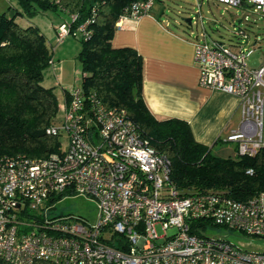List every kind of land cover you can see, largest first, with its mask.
I'll use <instances>...</instances> for the list:
<instances>
[{
	"label": "built area",
	"instance_id": "built-area-1",
	"mask_svg": "<svg viewBox=\"0 0 264 264\" xmlns=\"http://www.w3.org/2000/svg\"><path fill=\"white\" fill-rule=\"evenodd\" d=\"M212 1L240 13L232 23L233 43L208 33L200 4L188 17L198 83L240 99L239 126L224 141L237 154L251 156L264 148V63H249L259 43L253 45L248 30L239 26L264 18V0ZM152 3L132 2L116 28L146 14ZM57 30L60 42L68 31L65 25ZM59 112L60 121L47 129L64 136L57 152L0 155V261L264 264V250L211 235L225 228L264 239V191L241 200L223 190L179 189L171 181L168 158L140 136L126 110L107 107L79 84L63 95ZM75 196L95 201V221L55 212L62 199Z\"/></svg>",
	"mask_w": 264,
	"mask_h": 264
},
{
	"label": "trees",
	"instance_id": "trees-1",
	"mask_svg": "<svg viewBox=\"0 0 264 264\" xmlns=\"http://www.w3.org/2000/svg\"><path fill=\"white\" fill-rule=\"evenodd\" d=\"M9 1L8 10L0 12V155L46 157L59 150L61 140L47 132L60 121L56 118L58 98L53 87L42 83L45 69L53 62L51 46L37 25L17 20L51 11L62 16L55 28L65 25L67 36L80 43L76 56L81 71L79 86L107 107L126 110L140 136L168 158L176 187L223 190L241 200L264 191V148L251 156L239 155L235 148L228 156L215 154L213 145L194 138L186 120L157 117L148 108L142 93L141 55L133 47L111 42L119 16L138 0ZM260 21L264 18L250 19L251 23L239 27L248 30L253 45L259 43L264 63V23ZM207 25L211 26L210 22ZM233 40L231 33L228 43Z\"/></svg>",
	"mask_w": 264,
	"mask_h": 264
},
{
	"label": "crops",
	"instance_id": "crops-1",
	"mask_svg": "<svg viewBox=\"0 0 264 264\" xmlns=\"http://www.w3.org/2000/svg\"><path fill=\"white\" fill-rule=\"evenodd\" d=\"M198 4L202 15L205 5L207 13H212V7L217 10L224 7L231 13L232 21L240 13L212 0H153L146 14L123 20L121 27L115 29L111 42L113 46L133 47L141 55L142 93L150 111L157 117L186 120L194 138L205 145H213L214 151L220 144L228 143L225 137L239 126L240 99L198 83L199 68L193 59L192 38L183 32L180 22ZM188 9L192 12L185 11ZM210 19L208 17L206 24L217 20ZM17 20L23 25H37L52 53L67 41L68 36H65L57 42L55 27L62 21L60 15L46 12L32 18L19 16ZM250 64L261 65L260 55ZM69 88L63 87V90Z\"/></svg>",
	"mask_w": 264,
	"mask_h": 264
},
{
	"label": "rangeland",
	"instance_id": "rangeland-1",
	"mask_svg": "<svg viewBox=\"0 0 264 264\" xmlns=\"http://www.w3.org/2000/svg\"><path fill=\"white\" fill-rule=\"evenodd\" d=\"M13 1V0H12ZM9 0H0V12L7 11L8 6H10ZM207 5L203 6V15L205 21V28L208 33L215 38L223 39L225 41H229V35L233 29L232 22L229 21L231 17V13L229 11H225L220 7L218 10L212 7V13H207ZM11 9V8H10ZM233 9H230V11ZM189 13L192 11L190 9L187 10ZM49 13H52L49 11ZM185 13V12H184ZM193 13V12H192ZM191 13V14H192ZM186 17H191V15ZM185 17V18H186ZM208 17L217 19L214 22H211V26L206 24ZM183 18L181 22H183L184 28L189 32V24L186 19ZM264 23L262 21L259 22ZM188 25V26H185ZM58 28V27H57ZM55 28L56 37L58 36L59 30ZM194 28V26H193ZM57 44V42L55 43ZM56 46V45H55ZM80 47V43L72 36L67 37V41L58 47L51 55H52V65L49 68H46L43 76V85L47 87H53V89L57 93L58 98V108H60V103L62 102L63 97V87L69 88L72 86H76L80 83L81 71L80 64L77 59V53ZM56 48V47H55ZM260 55V51L255 49L253 53L249 56V63L256 60L257 56ZM61 113H57V121L60 119ZM60 139L64 140V136H60ZM215 154L221 156L231 155L233 152V144L232 143H222L213 151ZM56 213H77L84 217H86L89 221L93 222L96 219V203L93 199L87 198L85 196H75L68 197L62 199L55 208ZM156 229L158 233H162L160 225H156ZM173 228L169 229L168 232H172ZM212 236H225L231 241H241L251 248L256 250H264V239H254L241 235L239 233H228L225 228H217L215 231L211 232ZM252 243V245H251Z\"/></svg>",
	"mask_w": 264,
	"mask_h": 264
},
{
	"label": "water",
	"instance_id": "water-1",
	"mask_svg": "<svg viewBox=\"0 0 264 264\" xmlns=\"http://www.w3.org/2000/svg\"><path fill=\"white\" fill-rule=\"evenodd\" d=\"M189 19H190V18H186V21L189 22V21H190Z\"/></svg>",
	"mask_w": 264,
	"mask_h": 264
}]
</instances>
